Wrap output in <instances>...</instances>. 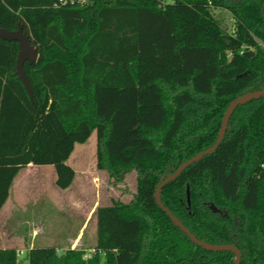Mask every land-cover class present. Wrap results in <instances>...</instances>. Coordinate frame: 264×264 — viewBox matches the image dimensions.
<instances>
[{"label":"trees","instance_id":"trees-1","mask_svg":"<svg viewBox=\"0 0 264 264\" xmlns=\"http://www.w3.org/2000/svg\"><path fill=\"white\" fill-rule=\"evenodd\" d=\"M234 20L228 32L213 13ZM38 50L15 73L19 42L0 37V208L28 164L75 177L76 143L97 134V167L112 184L135 170L136 191L97 209V252L0 249V264H235L207 250L161 208L165 177L214 145L239 96L264 88V0H0V28ZM190 191V204L187 190ZM198 239L234 244L240 264H264V96L239 105L215 152L161 191ZM214 204L222 213H214Z\"/></svg>","mask_w":264,"mask_h":264},{"label":"rangeland","instance_id":"rangeland-1","mask_svg":"<svg viewBox=\"0 0 264 264\" xmlns=\"http://www.w3.org/2000/svg\"><path fill=\"white\" fill-rule=\"evenodd\" d=\"M79 1L83 2V0ZM213 13L219 17L223 27L228 32H232L234 20L231 13L223 9H215ZM67 163L77 171L75 182L67 192L55 184L52 185L50 181H47L45 185L40 181L36 182L34 170L28 172L26 179L28 184L26 187L31 191L23 197V188L19 190L20 208L18 210H21V220L25 222H19V211L15 210L7 226L28 243L34 239L36 247L68 246L70 244L68 240L77 236L83 224V215L89 217L96 205H106L116 199L129 201L136 191L135 170L127 175L125 182L114 186L107 172L98 169L96 131L91 133L86 142L75 144ZM52 167L45 169L50 171ZM46 177L49 180L50 173ZM72 198L75 201V207L70 205ZM94 219L95 214L85 231L84 241L87 240V243L93 241L91 233L95 234L96 229ZM35 229L37 236L32 238ZM28 250L26 247L22 253L19 251V258H25ZM60 250L63 253L65 249ZM99 258L101 262H104V253L100 252Z\"/></svg>","mask_w":264,"mask_h":264},{"label":"water","instance_id":"water-1","mask_svg":"<svg viewBox=\"0 0 264 264\" xmlns=\"http://www.w3.org/2000/svg\"><path fill=\"white\" fill-rule=\"evenodd\" d=\"M0 37L3 39H6V40H16L19 42L20 51L18 54L17 70L15 73L18 75V78L25 85L30 97H32L30 85H29V82H28L27 77H26L25 62L29 61L30 63H36L37 59H38V50L31 44L29 37L23 33L21 26L19 27L18 30H15V31H9L7 29L0 28ZM262 96H264V88L261 90H257V91L247 92L245 94H242L238 98H236L229 105V107L227 108V110L224 114L221 129H220L219 136H218L216 143L214 145H212L211 147L197 153L196 155H194L193 157H191L190 159H188L187 161L182 163L174 173L165 177L163 179V181L159 184L158 190L156 193V199H157L158 205L168 213V215L173 220V222L177 226H179L192 239L193 242L199 244L200 246H202L203 248H205L207 250H212V251L227 250V251L234 252L235 256H236L235 264H240V261L242 258V252L236 245H234V244H213V243L202 241V240L198 239L196 236H194L190 232V230L182 223V221L179 218H177L175 215H173L172 212L170 210H168L163 205V203L161 201V191H162V188L167 183L176 179L190 164H192L193 162L200 160L204 156L216 151V149L219 147L222 140L224 139L229 119H230L231 115L233 114V112L235 111V109L239 105L245 104V103H247L253 99H258ZM187 199H188V203L190 204V191H189V189L187 190ZM210 209L214 213H222L221 210L218 209L214 204L210 205Z\"/></svg>","mask_w":264,"mask_h":264},{"label":"crops","instance_id":"crops-1","mask_svg":"<svg viewBox=\"0 0 264 264\" xmlns=\"http://www.w3.org/2000/svg\"><path fill=\"white\" fill-rule=\"evenodd\" d=\"M70 158V157H69ZM51 167L53 165H34V164H28V166L20 169L18 171V173L16 174V176L13 179L12 185L10 187V192H9V196L7 198V200L5 201V203L3 204V206L0 208V249H16L18 252L20 251L22 253V251L27 247L28 249H31L33 247H36L34 239H31V241L28 243L26 241V239L21 238V236L15 234L12 230H9L8 226L9 225V221L11 220V218L14 216L15 214V210L19 211L18 215H19V222L20 223H24V220H21V210H18L20 208V197H19V190L23 188L24 192H23V197L25 195L28 194L29 191H31V189H27L26 184V179H27V174H29V171H36L35 172V177H37L36 182H41L44 185L47 183V181H50V183L52 185H56V180H57V172L55 167L53 166L50 171L48 169H45L46 167ZM76 170H75V175H76ZM50 173V178L49 180L47 179L46 176H48V174ZM76 177V176H75ZM75 177L74 180L72 182V184L66 188V189H62L64 191H68L70 190V188H72L74 182H75ZM58 187V186H57ZM36 188V186L34 187V189ZM59 188V187H58ZM18 189V190H17ZM61 189V188H60ZM18 191V193H17ZM43 197V196H42ZM26 198V197H25ZM19 202V204H18ZM68 203V202H67ZM70 205L72 207H75V201L72 198V200H70ZM99 205H96L94 207V211H92V213L90 214L89 217H84L85 215L82 216L83 218V224L79 229V232L77 234V236H75L74 238H70L69 241V245L66 247H60V246H54L56 248H60V249H67V248H73V249H83V250H90L92 248L96 247V243H97V209H98ZM83 214V213H82ZM93 214H95V219L94 222L96 223V229H95V234H93V232L91 233L92 236V242L91 243H87V240L84 241L85 238V231L87 229L88 223L89 221L92 219ZM92 215V216H91ZM37 230L35 229L33 232V236L32 238H36L37 234H36Z\"/></svg>","mask_w":264,"mask_h":264},{"label":"built area","instance_id":"built-area-1","mask_svg":"<svg viewBox=\"0 0 264 264\" xmlns=\"http://www.w3.org/2000/svg\"><path fill=\"white\" fill-rule=\"evenodd\" d=\"M84 2H86V0H83V2L82 3H84ZM56 252H57V254H62V251L60 250V249H56ZM97 252H102V251H97L96 249H90V250H86L85 252H84V255H83V258L84 259H90V258H92L95 254H97ZM20 253H18V255H19Z\"/></svg>","mask_w":264,"mask_h":264}]
</instances>
